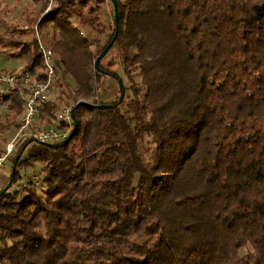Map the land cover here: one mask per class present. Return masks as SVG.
<instances>
[{
  "label": "trees",
  "instance_id": "obj_1",
  "mask_svg": "<svg viewBox=\"0 0 264 264\" xmlns=\"http://www.w3.org/2000/svg\"><path fill=\"white\" fill-rule=\"evenodd\" d=\"M109 1L118 35L100 71ZM33 2L14 20L0 9V53L45 81L35 26L45 42L54 29L56 73L32 129L62 127L68 104L74 125L18 148L0 190V264H264V0H56L41 19L49 0ZM106 77L119 97L99 102ZM29 90L0 99L9 141ZM37 164L41 183L19 185Z\"/></svg>",
  "mask_w": 264,
  "mask_h": 264
},
{
  "label": "built area",
  "instance_id": "obj_2",
  "mask_svg": "<svg viewBox=\"0 0 264 264\" xmlns=\"http://www.w3.org/2000/svg\"><path fill=\"white\" fill-rule=\"evenodd\" d=\"M49 1L52 2L53 0ZM36 29L39 52L42 54L45 63L46 80H35V76L31 70L16 71L0 69V99L10 94L15 87L30 86L29 93L23 103L24 111L20 127L13 139L6 143L4 153L0 154V175L6 162L10 157L15 155L18 143L23 137L33 138L36 143H58L68 138L74 125L73 109L68 104L57 112V121L59 124H63L62 127L48 125L32 129L36 119L39 117L38 106L41 101L49 97L56 73L53 51L50 47L44 45L38 26H36Z\"/></svg>",
  "mask_w": 264,
  "mask_h": 264
},
{
  "label": "rangeland",
  "instance_id": "obj_3",
  "mask_svg": "<svg viewBox=\"0 0 264 264\" xmlns=\"http://www.w3.org/2000/svg\"><path fill=\"white\" fill-rule=\"evenodd\" d=\"M57 6L56 0H53L52 2H48V4L44 5L42 8V11L40 12V16L39 18L41 19V17L43 16V14H45L46 12H48V10L55 8ZM42 7V4L36 5V3L33 2V0H0V9H5V10H10L9 16H11V18L13 19V17H18L21 13V11L24 8H28L27 11L29 10H33V11H39L40 8ZM113 6L111 4V2L109 1L108 5L106 8L103 9V15H104V20L107 24H112L113 23V16H114V10H113ZM2 13V11H1ZM30 13V12H28ZM14 20V19H13ZM78 20L76 17L74 18V21ZM23 22V21H22ZM36 27V26H35ZM47 30V34L45 33V40L46 42L43 40L44 45L49 47V40L51 41V34L54 33V29L48 27L47 29H45V31ZM37 29L35 28V33H36ZM85 35H87L89 38L93 36V31L88 28V27H84L83 30ZM43 32V31H42ZM41 32V34H42ZM43 36V35H41ZM105 41V40H104ZM104 63L112 68H116L115 62L113 60H111V57H108L104 60ZM24 67V61L23 59L20 58H7L5 55L0 53V69H4V70H21ZM118 73L120 74V77L123 80V84L125 86L130 85V81L128 80L127 76L125 75L124 69L122 66L118 67ZM67 80L69 81V85L71 87H74V82L71 80L70 77L67 76ZM135 80L137 82H140L141 78L138 75H135ZM104 84L103 86L99 89V92L97 91L96 93V100L101 102V101H106V102H112L114 100H117L119 97V84L118 81L116 79H114L113 77H106L104 79ZM113 94V97H111V94ZM130 93V91H129ZM58 94V89L56 88L55 90H53L51 98L55 99L56 96ZM116 95V97H114ZM50 96V95H49ZM94 98H89L87 100H85L86 102L92 103L94 100ZM84 101V102H85ZM70 103V102H69ZM1 111H3V108H0ZM12 138V136L10 135V133H5V134H0V147H4L6 143ZM24 138L27 137H23L22 140L19 141L18 144V148L21 146V143L23 142ZM17 148V151L19 150ZM15 153V155H16ZM9 158V160L6 162L5 167L2 168L1 171V175H0V190L5 189L10 182V174H11V170H12V162H13V158L14 156ZM21 174L25 177L24 181L21 182L19 185H24L25 183H27V181L32 178L35 182H40L41 183V179H42V175H41V165L37 164L35 168H27V169H22L21 170ZM29 174V175H28ZM2 175H6L8 176V178H4L2 179ZM12 189H15V186L11 187ZM247 252L246 249H243V251L241 253H245Z\"/></svg>",
  "mask_w": 264,
  "mask_h": 264
},
{
  "label": "water",
  "instance_id": "obj_4",
  "mask_svg": "<svg viewBox=\"0 0 264 264\" xmlns=\"http://www.w3.org/2000/svg\"><path fill=\"white\" fill-rule=\"evenodd\" d=\"M114 8H115V18H116V32H115V35L112 39V41L110 42V44L105 48V50L102 52V54L98 57V59L96 60L95 62V66L98 70L101 71V68L99 66V60L100 58H102L103 56L106 55V53L108 52V50L110 49V47L112 46V44L114 43V41L116 40L117 38V35H118V8H117V4L116 2L114 1ZM100 108H104V107H113L114 105L112 104H100L98 105ZM11 185V181L9 182V185L6 187V189Z\"/></svg>",
  "mask_w": 264,
  "mask_h": 264
},
{
  "label": "crops",
  "instance_id": "obj_5",
  "mask_svg": "<svg viewBox=\"0 0 264 264\" xmlns=\"http://www.w3.org/2000/svg\"><path fill=\"white\" fill-rule=\"evenodd\" d=\"M3 55H5V54H3ZM7 58H9L7 55H5ZM2 70H4V69H2ZM10 70V69H9ZM111 94V93H110ZM111 97H113V94H111ZM8 178V176H6V175H2V179H4V178ZM1 189V188H0Z\"/></svg>",
  "mask_w": 264,
  "mask_h": 264
}]
</instances>
